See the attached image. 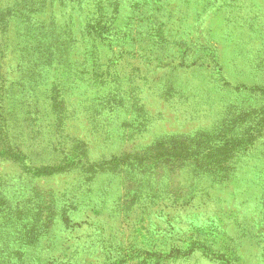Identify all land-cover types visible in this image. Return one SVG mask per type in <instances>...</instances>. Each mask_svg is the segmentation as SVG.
Returning a JSON list of instances; mask_svg holds the SVG:
<instances>
[{
	"label": "rangeland",
	"instance_id": "rangeland-1",
	"mask_svg": "<svg viewBox=\"0 0 264 264\" xmlns=\"http://www.w3.org/2000/svg\"><path fill=\"white\" fill-rule=\"evenodd\" d=\"M25 1L4 104H33L12 136L42 118L24 160L0 158V264H264V0Z\"/></svg>",
	"mask_w": 264,
	"mask_h": 264
},
{
	"label": "trees",
	"instance_id": "trees-1",
	"mask_svg": "<svg viewBox=\"0 0 264 264\" xmlns=\"http://www.w3.org/2000/svg\"><path fill=\"white\" fill-rule=\"evenodd\" d=\"M14 1V2H13ZM37 0H31V3H35ZM71 0H59L60 4L64 5L67 3H70ZM82 0H74V3H82ZM98 1L95 2H90L92 5L96 6ZM28 3V1L25 0H0V40H4V37L6 36L5 34H7V32L10 31V26L12 24V21L14 18H16V16L18 14H23L24 15V10H23V6H25ZM79 9H82L84 11V9L82 7H80ZM78 9V11H79ZM23 10V13H20ZM72 10H69L68 12H71ZM52 14H50L48 16L51 17ZM69 19H73V14L68 15ZM25 19L27 20V17L24 16ZM29 18V17H28ZM47 18V19H48ZM52 23L54 25V22L52 21L51 24L49 25H45L46 29H54L52 26ZM67 25H71V23H65L63 26L59 25V33H61L63 30H65L66 32H69L67 30ZM89 27V26H88ZM109 27L107 26L106 23H102V20L95 19V21H93V23L90 24V29L88 31V34L85 35V38H90L92 37L93 39L95 38V35H97L98 37H103L106 33V30ZM34 29H31L30 27H26L25 29V33H24V39H23V43L26 44L27 46H31L32 43V35H33ZM0 49L4 50L2 47H0ZM5 52V50H4ZM6 53L4 54L3 51H0V79H2L1 83H0V158H4V159H11L14 161H22L24 160L28 154L26 153V146H25V140L27 135L29 136L30 134H32L34 132V129H36V127L38 126L39 123H41V118L40 117H36V113L33 115H28L25 117V120L28 124L27 128V135L24 132H20V135L18 136H12L11 133V129H10V125L8 122H10V119L14 116L17 115L16 112H20L23 113L24 108H26V106H31L33 104H31L30 101H26L24 103H22V101L14 100L11 99V101L13 103H9L8 105L4 104V101L7 99V95H6V89L4 87V82L6 80H8V75L13 73V71H10V64L8 63V61L5 59ZM22 56V55H21ZM23 57V56H22ZM44 57V61H47V55H42L39 56L37 59H32L33 62H29V67H30V75H36V74H40V65H42V61ZM117 66V63H113V68H115ZM16 71V72H15ZM15 73L19 72V67L14 69ZM32 88L28 85V91L26 92L27 95H29L31 98L35 97V94L33 92H31L29 89ZM50 91L48 93H44L45 95H47V97H49V101H52L51 104L56 105L57 106V102L59 104V106H63V102H60L59 100L55 99L56 98V94ZM49 94V95H48ZM41 98V96H40ZM39 100V98H38ZM15 104V105H14ZM28 111H30L29 109L26 110V114L28 113ZM31 112V111H30ZM19 115V113H18ZM35 132H38V130H36ZM58 133V129H57V124L55 125V133ZM24 136V138H23ZM54 138L49 137V141L54 142ZM151 147V144L149 145L148 149ZM209 147H204L201 148L202 152H195L193 150H189L188 153H186V155L183 156V159H186V163L187 165H191L193 167H195V164L198 163L199 161L203 160L204 158L208 157L209 155H211V152L209 151ZM63 158H67V162H63L60 161L58 163H48V164H43V165H39L36 166L34 165L32 167L34 174L39 173L41 170L50 172L52 174H55L57 172L62 171L63 169H65L68 166H71V162L73 161V159L71 158L69 152H67L66 150H64L63 152ZM71 153V152H70ZM141 154V153H139ZM145 155H148V152H146ZM220 155V154H219ZM71 159V161H70ZM142 161H144L143 157H142ZM66 165V166H65Z\"/></svg>",
	"mask_w": 264,
	"mask_h": 264
}]
</instances>
